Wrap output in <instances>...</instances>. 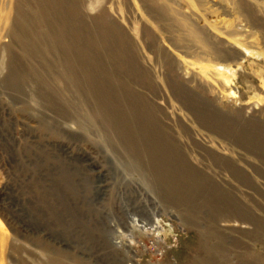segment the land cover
Segmentation results:
<instances>
[{
	"label": "rangeland",
	"instance_id": "374dc122",
	"mask_svg": "<svg viewBox=\"0 0 264 264\" xmlns=\"http://www.w3.org/2000/svg\"><path fill=\"white\" fill-rule=\"evenodd\" d=\"M0 9V264H264V0Z\"/></svg>",
	"mask_w": 264,
	"mask_h": 264
},
{
	"label": "bare ground",
	"instance_id": "6f19581e",
	"mask_svg": "<svg viewBox=\"0 0 264 264\" xmlns=\"http://www.w3.org/2000/svg\"><path fill=\"white\" fill-rule=\"evenodd\" d=\"M0 11H2V9H0ZM33 12V11H32ZM31 19V18H30ZM64 31V30H63ZM44 32V31H43ZM55 32V31H54ZM63 33V32H62ZM43 34V33H42ZM61 33H59L60 35ZM32 35V34H31ZM59 35H56V38H58ZM62 35V34H61ZM60 35V37H61ZM44 36V34H43ZM62 39L60 40V42H56V45L61 49V46L65 43H67V40H64L65 39V35L63 34ZM196 38V37H195ZM66 39H67V36H66ZM48 41V40H47ZM33 43V42H32ZM50 44V43H49ZM52 45V44H51ZM56 47V46H55ZM249 53L253 54V52H251L249 49L245 48V54L246 55H249ZM62 58L64 60L67 61V63L69 64L70 66V70L73 71V72H76L77 74H81L82 76L83 75H86L87 78H89V80L86 81V85L85 86H88L87 89H94L96 90V93L95 95L96 96H93V98L96 100V99H100V101H105V95H113V93L111 92V90L114 88V85L112 84V81H115L114 77L112 75H110L108 73V69L104 68L105 66L101 63V62H93V61H89V60H86L84 62H81V61H78L77 59L75 60H72L71 57H70V53H69V56L66 55V54H63L62 53ZM61 60V59H59ZM67 65V64H66ZM107 67V66H106ZM69 69V68H68ZM212 69L213 71L216 73V75L219 77H221L220 79L223 81V83H225L226 86L228 87H231L232 86V78L231 76L235 74V71H236V68H233V67H225L224 65H221L219 63H215V65H212ZM112 76V77H111ZM74 77V76H73ZM108 84V85H107ZM110 85V87H109ZM107 87V88H106ZM109 87V88H108ZM93 91V90H92ZM233 92V91H232ZM88 93V92H87ZM231 93V92H230ZM234 93V92H233ZM49 95V94H48ZM50 96V95H49ZM46 97V95H45ZM52 97V95H51ZM57 97V96H56ZM47 98V97H46ZM49 98V97H48ZM54 99V98H53ZM51 99V100H53ZM57 99V98H56ZM51 100H48L51 101ZM55 103V99L53 100ZM97 101V100H96ZM99 101V102H100ZM115 101V100H114ZM52 102V101H51ZM110 102H111V99H110ZM59 103V102H58ZM51 104V103H50ZM57 104V103H56ZM55 104V105H56ZM54 105V106H55ZM58 105V104H57ZM61 104H59L60 106ZM53 106V107H54ZM52 108V106H49ZM61 108L63 107L62 105L60 106ZM56 109V107H54ZM59 108V107H58ZM131 110L134 108L133 107H130ZM129 108V109H130ZM54 110V109H53ZM58 110V109H57ZM60 110V109H59ZM64 110V109H62ZM130 110V111H131ZM59 112V111H58ZM65 112V111H64ZM137 112V116L139 117L140 115V112L139 111H136ZM63 113V112H62ZM61 113V114H62ZM64 116V114H63ZM118 116V115H117ZM123 116V115H122ZM61 117V116H60ZM63 118V117H62ZM150 129H151V126H150ZM151 130H154V129H151ZM155 131V130H154ZM154 131H149V133L147 134L149 139L150 140H156L157 139H163L162 136H160L159 134H157V132H154ZM135 139V137L133 138V140ZM131 141V140H130ZM165 150V149H164ZM166 152H169V150H167ZM166 154V153H165ZM167 156V155H166ZM162 160V159H161ZM160 160V161H161ZM167 163V161H165ZM164 163V162H163ZM164 163V164H166ZM170 163V162H168ZM167 163V164H168ZM160 164V163H159ZM166 164V165H167ZM169 165V164H168ZM171 165V164H170ZM171 167V166H170ZM138 221L136 219H132L131 220V223L134 224L132 226L135 227L136 224ZM144 227V226H143ZM150 227L153 228V230L155 229L153 225H151ZM151 228V229H152Z\"/></svg>",
	"mask_w": 264,
	"mask_h": 264
}]
</instances>
